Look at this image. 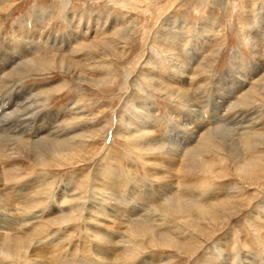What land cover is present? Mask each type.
I'll return each instance as SVG.
<instances>
[{
  "label": "rangeland",
  "instance_id": "rangeland-1",
  "mask_svg": "<svg viewBox=\"0 0 264 264\" xmlns=\"http://www.w3.org/2000/svg\"><path fill=\"white\" fill-rule=\"evenodd\" d=\"M33 59L47 67L6 77ZM0 66V138L74 150L50 164L24 149L0 161V240L26 248L0 264H264V0H0ZM244 93L256 97L239 107ZM211 130L230 153L210 149L208 173L182 176L181 157ZM11 163L22 171L6 180ZM167 185L224 208L193 226L196 211L162 221L150 186ZM146 220L139 252L122 257L128 223ZM155 232L194 254L150 245Z\"/></svg>",
  "mask_w": 264,
  "mask_h": 264
},
{
  "label": "bare ground",
  "instance_id": "bare-ground-1",
  "mask_svg": "<svg viewBox=\"0 0 264 264\" xmlns=\"http://www.w3.org/2000/svg\"><path fill=\"white\" fill-rule=\"evenodd\" d=\"M25 57L28 58L29 55H26ZM26 62H27V60H25V62H24L25 63L24 67L15 69L16 71L14 73H9V74H5L4 73V74L6 75V77H9V79H11L14 76H20V77H22V76L28 75L32 71L33 72L34 71L37 72V71L43 70V69H45L47 67V61L42 60V59H33L32 61L28 62L27 64H26ZM73 64L74 63H72V62H68V61H64V60L60 61V65L63 68H65L67 71H70V69L74 68V65ZM0 67L2 68L3 66H0ZM16 78H18V77H16ZM1 82H4V81L1 79ZM152 85H153V83H152ZM154 86H155V83H154ZM157 88H159L158 90H160V92H162V94L169 95V97H173L174 95L175 96L177 95L178 99L180 98V100L181 99H186V100H188L187 101L188 103L190 101H192L189 98L188 93L185 90H179L178 89L177 91L176 90L173 91L171 89V87H168V86H158ZM61 89L62 88H59V89H56V90H61ZM247 92H249V91H247ZM244 94L241 97V103H240L239 107H244V106L247 107L246 105L249 106V104H252L253 103L254 97H256V95H254V94H248L249 96L247 95V93L245 95ZM259 94H260V92H258L257 95H259ZM250 96H252V97H250ZM185 105H187V103ZM17 113H21L22 114L23 113V109L22 108L18 109L14 114H17ZM12 116H13V114H12ZM2 117L3 116L0 115V127L3 124V122L1 121ZM4 119H3V121H4ZM192 120L189 123L192 122V124H193V121ZM189 123H188V125H189ZM195 129H198V128L195 127ZM20 131H19V133H20ZM215 131L216 130H211L207 134L205 133V135H203V136L200 135L201 139H202V137H204L201 140L200 145L198 147L193 148L192 150L188 151L185 154L186 157H184V156L181 157L180 156L183 160L181 162V164H182L181 170L178 169V171L181 173L182 176H185L184 175L185 172L187 174L190 173L189 171H192V172H199L200 171L202 174H204L205 172L208 173V171L210 170V168H212V166L209 164L210 162L207 163V162H205V160H202L201 158H202V155L203 154H207L208 152H210V149L211 150H214L215 152L217 151L218 153L219 152L220 153H222V152L223 153L224 152H229L230 153L229 150H227V151L226 150H223L220 147L221 145H219V143H217V142L214 141L213 136L216 133ZM191 134H193V133H190L188 135V137H190ZM3 138L2 139L0 138V161H1V165L2 166H4L5 164L7 165V163H6L7 161H10V160L18 161L19 159L17 157H20V156L23 157L22 149L26 150L29 154L34 153V156L36 155L37 160L40 161V165H42V163H44V162L50 164V161H49V158L50 157H56L57 158L61 154L62 155H64V154L68 155L70 153L71 154L74 153L73 152L74 150L72 148L69 149V146H68L69 142L66 141V140L65 141L55 142V143H54V141H52L51 143H49V144L47 143L46 144L43 141H36V142L35 141H31V142H28V140L25 141V140H21V138H19V139L18 138L17 139H15V138H9V136L8 137H5L4 139ZM43 139L44 138H42L40 140H43ZM249 139H251V140H249ZM252 140H254V138H252V136H251V137L248 138V140L246 139V141H245V146H246L245 148H246L247 151L250 149V146H251V144L253 142ZM149 142H150V140H149ZM174 146H175V143H174ZM167 149H166V154L168 153V155L170 157L174 156L172 158H177L178 159L179 156H178V154L175 156V153H174L175 151L172 152V150H167ZM173 150H175V149H173ZM46 151H50L51 154L50 153H47ZM161 151H162V149H161ZM146 152H149V151H146ZM233 152L238 153L235 150ZM220 153H219V155H220ZM227 154L228 153H226L225 155H227ZM3 158L6 159L5 162H3ZM13 165L14 164L11 165L10 170H4V172L1 173L2 176L6 180H7L6 177L11 178V176H13V174H12L13 171H15V172L22 171V169L16 168V164L14 166ZM44 166H47V165H44ZM255 166H256V164L253 163V162L243 163L242 166L239 168V170L242 171V173L245 176H247L249 174L250 169L252 167H255ZM42 168H44V167H42ZM213 168H214V166H213ZM15 172H14V174H15ZM173 172H174V170H173ZM153 186H154V184H153ZM150 187H151L150 189H152V191H153V193H150V196H154V197L159 198L160 199V202H161V204L163 206L162 207L163 210L161 211L160 217H159L162 221L171 220L173 218H176L177 219L180 216H185V215H188L189 213H193L194 211H196L199 214L198 217L196 218V220H194V219L193 220L192 219L187 220V222L189 223V225L190 226H193V225H196V223L198 224L197 221H200L202 219L201 218L202 216H210L211 219H212V217H215L216 218V216H217L216 213L219 212V209H221V211H222V208H224V205H219V206L218 205L200 206L199 204L196 205V204H193V203H188V201H192V195L190 196L188 194L189 192H185L184 190H182V188H179V187L176 188V189H180L179 192H177V191H174V188L171 185H167L168 194H166V195H168V197H166L165 193L163 194V192H161L160 190L159 191H156V190H154V187H152V186H150ZM7 201L8 200H6V199L5 200L4 199H0V208L1 209H2V207H5V205H8V202ZM159 208H160V205H159ZM70 220H71V218L70 217L69 218L67 217V218H59L56 221L57 222L60 221L59 224L60 225H63V224H65V222L67 223ZM149 222H151V221L150 220H146L145 223L137 222V223H134V224L128 223V229L126 230V233L130 234V236H132V239L133 240L130 239L127 242V245L128 246H126V250H124V253L125 252H127V253L122 254L121 255L122 257H127L128 260H129V259H132L133 257H135L137 255V253L139 252L140 246H141V242H142L140 239H142L143 236H145V234L150 231L149 228L151 227V225H150ZM162 233L161 232L160 233L155 232V234L152 233V236L151 237L148 236L149 238H148L147 243H149L152 246H157V247H160V248H171V250H176L178 252H183V253H186V254H190L191 256H192V254H194L195 251L190 250L187 247L186 244L178 243L167 232H162ZM145 237L147 238V236H145ZM146 238H144V239H146ZM0 241H1L0 242V254H4V255H7V256H11V255L12 256H16V255L23 254V253H21V251L25 248V246H24L25 243H23L20 239L6 237V239L4 241L3 240H0ZM26 253H27V251H26ZM26 256H28V255H26ZM121 263L124 264L125 262L121 261Z\"/></svg>",
  "mask_w": 264,
  "mask_h": 264
}]
</instances>
